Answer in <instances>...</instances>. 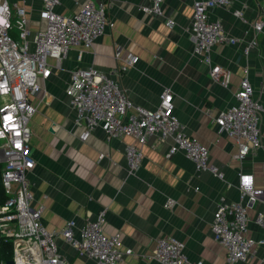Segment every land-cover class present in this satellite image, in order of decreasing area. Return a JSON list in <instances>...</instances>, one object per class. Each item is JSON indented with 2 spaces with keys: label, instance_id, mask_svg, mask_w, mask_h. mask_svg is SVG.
<instances>
[{
  "label": "crops",
  "instance_id": "obj_1",
  "mask_svg": "<svg viewBox=\"0 0 264 264\" xmlns=\"http://www.w3.org/2000/svg\"><path fill=\"white\" fill-rule=\"evenodd\" d=\"M25 1L30 29L42 30L45 22L38 16L40 1ZM84 2L61 0L57 12L69 16ZM149 6V0H112L107 17L113 27L92 50L82 51L79 61L81 48H71L59 69L47 79H38L40 91L30 98L36 107L29 122L35 162L28 177L32 206L44 207L42 223L52 231L61 230L69 220L81 227L105 209L104 233L119 235L120 251L133 252L120 264H158L142 256L149 255L156 240L165 237L184 242L185 253L193 263L225 264V253L210 232L220 198L229 204L238 201L240 173L252 175L254 187L264 189V26L259 34L253 30V24L264 19V0H233L229 8H214L209 13L210 20L220 22L226 33L241 40L236 45H216L211 52L213 63L229 72L227 89L210 79L208 68L192 53V2L163 0L162 17L141 11ZM238 10L245 22L233 15ZM169 20L174 24L168 25ZM250 40H255L256 46L245 56L243 48ZM117 49L121 52L116 58ZM129 57L138 58L137 63L114 77L121 90L147 110L157 108L160 94L171 90L175 115L187 134L208 149L209 163L223 173V180L209 172H196L181 153L167 159L170 140L159 143L157 137L150 138L142 147L140 170L130 177L124 147L134 143L131 138L107 143L103 131L96 129L87 140L80 141L83 129L74 126V113L65 96L71 70L92 66L112 74ZM48 62L55 65L52 58ZM244 79L262 105L261 148L239 162L235 159L236 143L217 136L215 119L235 104V94ZM100 154L106 158L99 161ZM167 200L175 202L170 209L164 207ZM247 212V236L264 237V231L254 224V218L264 214V194ZM57 245L61 264H93L61 239ZM238 264H264V247L255 249L248 262Z\"/></svg>",
  "mask_w": 264,
  "mask_h": 264
},
{
  "label": "built area",
  "instance_id": "obj_2",
  "mask_svg": "<svg viewBox=\"0 0 264 264\" xmlns=\"http://www.w3.org/2000/svg\"><path fill=\"white\" fill-rule=\"evenodd\" d=\"M39 1L38 16L45 26L34 32L29 26L30 10L25 0H19L20 5L18 0H0V152L4 159L0 172L4 195L0 205V237L12 243L13 264H61L57 245L60 239L93 264H120L133 252L120 251L119 235L104 233L105 209L81 227L69 220L61 230H48L42 223L44 207L32 206L28 179L35 165L30 149L29 122L36 112L30 98L40 91L37 81L47 79L59 69L71 48H81L77 55L79 61L82 51L92 50L105 31L113 27L107 17L112 0H85L79 10L69 16L57 12L61 0ZM190 1L193 8L192 53L208 68L210 79L227 89L229 72L213 63L211 52L216 45H236L241 40L226 33L220 22L210 20L209 13L214 8H229L233 0ZM149 2L150 6L141 11L162 17L163 0ZM233 15L245 22L241 10L234 11ZM173 24L168 21V25ZM263 26L264 19L256 21L254 32L259 34ZM255 46V40H250L244 46L243 54L247 56ZM120 52L117 49L116 58ZM51 58L55 60L53 66L48 62ZM137 61L138 58L129 57L125 65L112 74L92 66L71 70L65 96L74 113V126L83 129L80 141L87 140L96 129L103 131L107 143L131 138L134 143L124 147L126 173L130 177L140 170L142 147L150 138L157 137L159 143L170 140L165 154L167 159L181 153L194 165L196 172H209L223 180V173L209 163L208 149L187 134L186 127L175 115L171 90L166 89L160 94L158 107L154 110L134 104L121 90L114 77ZM261 112V103L254 97L248 80L244 79L235 94V104L221 111L215 119L217 136H226L236 143L235 159L239 162L261 148ZM104 158V154L98 157L99 161ZM237 189L238 201L229 204L221 197L210 223L212 238L225 253V264L248 262L255 249L264 247V237L247 236V211L264 194V189H256L253 176L242 173L238 174ZM174 205L173 200H167L164 207L170 209ZM254 224L264 231V214L257 215ZM142 257L158 264H201L189 260L184 242L175 237L156 240L152 252Z\"/></svg>",
  "mask_w": 264,
  "mask_h": 264
},
{
  "label": "trees",
  "instance_id": "obj_3",
  "mask_svg": "<svg viewBox=\"0 0 264 264\" xmlns=\"http://www.w3.org/2000/svg\"><path fill=\"white\" fill-rule=\"evenodd\" d=\"M4 202V195L2 184L0 183V205ZM12 260V243L4 238L0 237V264H5Z\"/></svg>",
  "mask_w": 264,
  "mask_h": 264
},
{
  "label": "water",
  "instance_id": "obj_4",
  "mask_svg": "<svg viewBox=\"0 0 264 264\" xmlns=\"http://www.w3.org/2000/svg\"><path fill=\"white\" fill-rule=\"evenodd\" d=\"M3 161H4L3 155H2V152H0V162H3ZM5 264H13V263H12V261H8Z\"/></svg>",
  "mask_w": 264,
  "mask_h": 264
},
{
  "label": "rangeland",
  "instance_id": "obj_5",
  "mask_svg": "<svg viewBox=\"0 0 264 264\" xmlns=\"http://www.w3.org/2000/svg\"><path fill=\"white\" fill-rule=\"evenodd\" d=\"M10 1L14 2V0H10ZM20 3H21V2H19V0H18V4H19V5H20ZM14 39H17V37H14ZM1 168H2V164H1V162H0V172H1ZM0 183H1V175H0Z\"/></svg>",
  "mask_w": 264,
  "mask_h": 264
}]
</instances>
